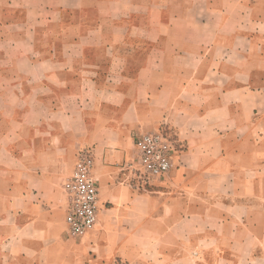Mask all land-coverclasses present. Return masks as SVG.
I'll return each instance as SVG.
<instances>
[{
	"label": "crops",
	"instance_id": "0c3cea01",
	"mask_svg": "<svg viewBox=\"0 0 264 264\" xmlns=\"http://www.w3.org/2000/svg\"><path fill=\"white\" fill-rule=\"evenodd\" d=\"M163 126L184 149L136 177ZM85 148L100 207L73 237ZM0 264H264V0H0Z\"/></svg>",
	"mask_w": 264,
	"mask_h": 264
},
{
	"label": "built area",
	"instance_id": "2783aa9c",
	"mask_svg": "<svg viewBox=\"0 0 264 264\" xmlns=\"http://www.w3.org/2000/svg\"><path fill=\"white\" fill-rule=\"evenodd\" d=\"M135 147L132 174L149 180L168 174L174 166L175 157L184 149L177 135L165 126L138 136ZM93 167L91 149H82L63 181L66 201L62 210L73 237L85 235L97 224L100 194Z\"/></svg>",
	"mask_w": 264,
	"mask_h": 264
},
{
	"label": "rangeland",
	"instance_id": "374dc122",
	"mask_svg": "<svg viewBox=\"0 0 264 264\" xmlns=\"http://www.w3.org/2000/svg\"><path fill=\"white\" fill-rule=\"evenodd\" d=\"M133 165L135 166V161H134Z\"/></svg>",
	"mask_w": 264,
	"mask_h": 264
}]
</instances>
